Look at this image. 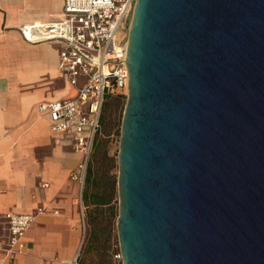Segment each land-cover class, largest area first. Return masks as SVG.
<instances>
[{"label": "water", "instance_id": "95a60500", "mask_svg": "<svg viewBox=\"0 0 264 264\" xmlns=\"http://www.w3.org/2000/svg\"><path fill=\"white\" fill-rule=\"evenodd\" d=\"M122 264H264V0H136Z\"/></svg>", "mask_w": 264, "mask_h": 264}, {"label": "crops", "instance_id": "0c3cea01", "mask_svg": "<svg viewBox=\"0 0 264 264\" xmlns=\"http://www.w3.org/2000/svg\"><path fill=\"white\" fill-rule=\"evenodd\" d=\"M53 2L58 10L49 9ZM62 16V0H0V212L43 207L24 233V251L13 259L0 252V264H69L79 254L84 196L80 210L78 184L69 174L80 155L54 143L50 118L38 109L75 91L58 68L59 45L29 43L19 31L24 22ZM11 47L23 52L12 53ZM37 47L50 49L53 63L38 58Z\"/></svg>", "mask_w": 264, "mask_h": 264}, {"label": "built area", "instance_id": "2783aa9c", "mask_svg": "<svg viewBox=\"0 0 264 264\" xmlns=\"http://www.w3.org/2000/svg\"><path fill=\"white\" fill-rule=\"evenodd\" d=\"M135 1L62 0L61 18L24 22L19 27L29 43L59 45L58 68L75 91L65 99L43 101L38 109L50 118L54 143L80 155L69 174L78 184L80 210L104 102L128 93L127 31ZM42 211L38 206L30 212H0V252L5 257L13 259L24 251V233ZM115 257L122 258L121 252ZM69 264H78L77 257Z\"/></svg>", "mask_w": 264, "mask_h": 264}, {"label": "rangeland", "instance_id": "374dc122", "mask_svg": "<svg viewBox=\"0 0 264 264\" xmlns=\"http://www.w3.org/2000/svg\"><path fill=\"white\" fill-rule=\"evenodd\" d=\"M49 9L58 10L54 2ZM11 52L22 53L20 47ZM37 57L44 63H53V52L37 47ZM51 92V91H50ZM64 90L55 96L67 93ZM127 96L113 95L103 106L100 133L92 154L89 174L85 184L84 216L80 215L78 264H122L115 255L120 251L116 218L118 215V150L120 129ZM94 202H103L101 204ZM63 264V263H62Z\"/></svg>", "mask_w": 264, "mask_h": 264}, {"label": "trees", "instance_id": "16d2710c", "mask_svg": "<svg viewBox=\"0 0 264 264\" xmlns=\"http://www.w3.org/2000/svg\"><path fill=\"white\" fill-rule=\"evenodd\" d=\"M109 98V97H108ZM107 98V99H108ZM106 99V100H107ZM105 103V102H104ZM104 106V105H103ZM100 122H101V117H100ZM99 133H100V130H99ZM98 136H99V134H98ZM98 136H97V138H98ZM97 138H96V142H95V146H94V149H95V147H96V143H97ZM94 152V151H93ZM93 154V153H92ZM91 158H92V155H91ZM90 163H91V159H90V162H89V165H88V170H87V175H86V179H85V183H84V188H83V196L85 195V193H86V191H85V184H86V180H87V178H88V174H89V168H90ZM95 203V202H94ZM102 203V202H101Z\"/></svg>", "mask_w": 264, "mask_h": 264}]
</instances>
